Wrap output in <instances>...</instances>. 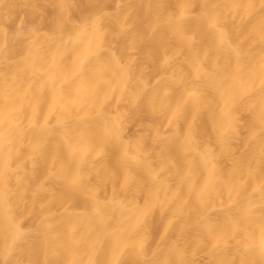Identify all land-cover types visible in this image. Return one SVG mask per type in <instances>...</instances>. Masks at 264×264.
<instances>
[{"label":"bare ground","instance_id":"1","mask_svg":"<svg viewBox=\"0 0 264 264\" xmlns=\"http://www.w3.org/2000/svg\"><path fill=\"white\" fill-rule=\"evenodd\" d=\"M0 264H264V0H0Z\"/></svg>","mask_w":264,"mask_h":264},{"label":"rangeland","instance_id":"2","mask_svg":"<svg viewBox=\"0 0 264 264\" xmlns=\"http://www.w3.org/2000/svg\"><path fill=\"white\" fill-rule=\"evenodd\" d=\"M13 25H14V24H13L12 22L9 23V25H8V26H9V30H12V29H13V28H12Z\"/></svg>","mask_w":264,"mask_h":264}]
</instances>
